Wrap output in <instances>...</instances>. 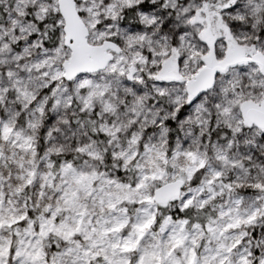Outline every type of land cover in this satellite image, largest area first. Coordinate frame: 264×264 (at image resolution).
<instances>
[{
    "label": "snow or ice",
    "instance_id": "obj_1",
    "mask_svg": "<svg viewBox=\"0 0 264 264\" xmlns=\"http://www.w3.org/2000/svg\"><path fill=\"white\" fill-rule=\"evenodd\" d=\"M0 264H264V0H0Z\"/></svg>",
    "mask_w": 264,
    "mask_h": 264
}]
</instances>
